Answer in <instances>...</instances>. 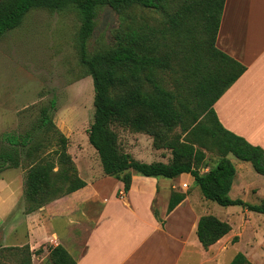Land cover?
Masks as SVG:
<instances>
[{
	"label": "rangeland",
	"instance_id": "1",
	"mask_svg": "<svg viewBox=\"0 0 264 264\" xmlns=\"http://www.w3.org/2000/svg\"><path fill=\"white\" fill-rule=\"evenodd\" d=\"M177 1L167 0L163 12L175 11L178 7ZM79 27V14L72 6L61 11L32 9L19 27L5 32L0 38V153L9 152L13 148L4 139V135L19 138L29 135L32 143H41L39 150H33L34 146L14 148L17 150L16 157L20 164L14 169L18 173L17 178L23 182L20 203L13 201L7 190L0 189V264H31L27 246L11 247L26 241L29 226L28 222H24L22 215L35 204L28 203L24 194L26 176L31 167L40 162L45 163L43 159L47 157L53 164V172L65 173L67 180L63 179L65 181L55 185L56 197L68 189L78 172L81 173L83 180H92L102 174L98 155L87 140V130L93 122L94 115V90L92 79L79 60ZM131 29L142 35L148 34V44L151 47L156 46L157 55L166 56L170 65V69L165 71L142 73L141 79L145 89L152 91L151 84L144 81L146 76H150L164 90L175 96L177 102L188 105L192 114L187 118V123L193 118L196 119L193 126L207 123L204 114L196 106V81H188L185 78L191 62L189 55L192 48L185 32H174L163 13L139 7L122 11H114L105 6L99 7L96 10L94 32L86 42L88 55L92 56L113 48L115 37ZM125 92L126 86L120 84L111 94L121 97ZM52 103L53 109L50 108ZM43 108L50 110L48 116L53 123V128L44 129L47 132L37 127ZM109 129L116 137L119 151L130 155L133 152L134 157L131 156L135 160L139 158L148 163H156L155 160L163 159L166 164L173 162L189 164L202 174L213 167L221 156L218 146L210 136L202 133H197L193 137L187 136L180 126L171 130L159 127L145 111L132 114L130 124L125 126L112 123ZM190 139L195 143L193 147L204 153L205 157L201 163H196L194 158H177L172 155L171 145L186 143ZM26 140L29 143L28 139ZM29 148L32 149L30 156L27 154ZM153 149L157 151L158 159L145 156ZM61 151L70 155L72 165L60 159L58 154ZM228 157L232 160L230 155ZM240 164L239 162L237 167L242 189L231 198L258 205L261 203V196L264 195V177L255 174L247 163L243 164L249 167L250 172L241 174ZM10 173L9 175H13L15 171L12 170ZM51 181L56 182L53 175ZM182 191L187 192L189 196L192 195L191 187L185 189L181 188V185L177 191L172 190L171 193ZM197 194L200 198L192 200L197 212L203 215L211 214L227 222L234 233H239L242 227L239 243L228 246L226 256L243 254V251L248 249L247 246L252 244L253 236L251 227L243 228L242 225L245 210L239 206L224 208L210 201L204 202L198 189ZM50 197L51 194L46 196ZM153 209L156 212L155 206ZM249 214L250 216L246 218L251 219L250 223L256 227L258 235L264 236V222L257 218V214L251 212ZM255 216L256 218H253ZM232 237L233 240L236 236ZM232 240L231 244H234ZM48 248L49 244L40 245L36 256L45 253ZM45 260L46 257L43 258V261ZM43 261L36 264H42Z\"/></svg>",
	"mask_w": 264,
	"mask_h": 264
},
{
	"label": "trees",
	"instance_id": "2",
	"mask_svg": "<svg viewBox=\"0 0 264 264\" xmlns=\"http://www.w3.org/2000/svg\"><path fill=\"white\" fill-rule=\"evenodd\" d=\"M224 1L178 0L175 11L164 13L167 0H0V38L5 32L19 27L26 14L32 9L61 11L72 6L80 17L79 60L91 77L94 90V115L93 122L87 130V140L98 155L103 174L122 182L124 193H127L130 188L133 174L167 179L189 174L194 179V184L199 187L204 200L222 207L240 206L249 212L264 215V198L260 204L253 205L241 199H231L228 195L235 176V167L228 155L239 161L250 163L254 172L264 176V150L251 146L243 138L223 129L212 109L213 103L245 71L244 66L215 48ZM104 6L114 11L139 7L160 12L165 15L174 32H185L192 48L189 55L191 62L187 61L189 65L185 78L188 81H196V106L204 114L207 123L193 126L195 118L187 123V118L192 114L188 105L177 102L175 96L164 90L150 76H146L144 81L151 84L152 91L145 89L141 79L142 73L170 69L167 57L157 55L156 46L151 47L148 44V34L142 35L131 29L115 37L113 48L92 56L88 55L86 42L94 32L96 10ZM120 84L126 86V92L121 97H115L111 93ZM50 108L53 109V103ZM48 111H50L48 108L41 110L37 125L44 132H47L44 129L53 128ZM139 111L148 112L159 127L171 130L180 126L187 136L193 137L197 133L210 136L219 148L220 158L206 173L200 174L189 164L144 163L135 160L130 154L121 153L117 147L116 137L109 126L112 123L126 126L131 123V115ZM4 139L13 148L9 152L0 153V173L8 168L19 167L15 147L34 146L33 150H39L41 147L39 142L32 143L29 135L23 138L4 135ZM194 144L190 139L186 143L171 145L170 150L173 157L194 158L196 163H201L205 157L204 153L195 149ZM29 149H27L28 156L32 151ZM58 156L62 161L72 165L70 155H67L65 151H61ZM43 160L45 163L35 164L26 176L25 198L28 203H35L27 210V213L34 212L86 186V183L76 175L68 189L56 197L55 185L67 180V176L63 172H53L54 167L49 162L50 159L46 157ZM52 175L56 182L51 181ZM49 194L51 197L46 198ZM185 196L186 193H171L167 214L172 212L185 199ZM159 222L162 226L164 225L163 220L160 219ZM230 230L231 227L227 222L207 214L198 219L196 237L203 249L207 250ZM236 241L237 237H234L232 242ZM48 258L52 264H76L60 245L49 246ZM229 264L251 263L242 253H237Z\"/></svg>",
	"mask_w": 264,
	"mask_h": 264
},
{
	"label": "crops",
	"instance_id": "3",
	"mask_svg": "<svg viewBox=\"0 0 264 264\" xmlns=\"http://www.w3.org/2000/svg\"><path fill=\"white\" fill-rule=\"evenodd\" d=\"M215 48L245 67L243 74L213 103L216 119L226 131L264 150V0H225ZM156 152L153 149L145 156L157 158ZM131 155L134 157L133 152ZM231 158L235 176L230 198L242 189L239 162L241 174L250 172L243 163L251 166ZM162 160L154 162L165 163ZM12 170L15 173L9 175ZM17 174L14 168L1 172L0 189L7 190L13 201L20 203L23 182ZM78 176L81 178V173ZM83 181L85 187L22 215L29 226L26 241L11 247L27 246L31 264L42 262L45 257L42 264H52L48 250L36 256L42 244L62 246L76 264H229L236 255L227 257L226 253L228 246L239 243L242 227L234 233L230 226V232L207 250L199 243L196 227L203 214L197 212L192 200L200 198V189L189 174L173 179L133 174L127 193L123 192L122 182L103 172L98 178ZM181 183L191 187L192 195L180 192L186 193L185 199L167 214L171 191H177ZM263 198L264 195L261 201ZM243 215V228L250 226L253 232L252 244L243 255L251 264H264V236L258 235L251 219L246 218L249 211ZM261 216L264 215L257 214L264 222ZM232 236L238 238L234 244Z\"/></svg>",
	"mask_w": 264,
	"mask_h": 264
},
{
	"label": "built area",
	"instance_id": "4",
	"mask_svg": "<svg viewBox=\"0 0 264 264\" xmlns=\"http://www.w3.org/2000/svg\"><path fill=\"white\" fill-rule=\"evenodd\" d=\"M181 188L188 189V186H187V184H186V183H182V184H181Z\"/></svg>",
	"mask_w": 264,
	"mask_h": 264
}]
</instances>
